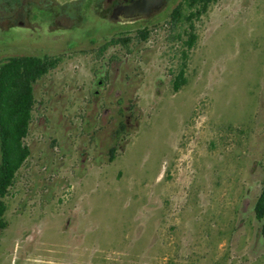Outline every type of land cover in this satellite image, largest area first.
Returning <instances> with one entry per match:
<instances>
[{
  "label": "rangeland",
  "instance_id": "1",
  "mask_svg": "<svg viewBox=\"0 0 264 264\" xmlns=\"http://www.w3.org/2000/svg\"><path fill=\"white\" fill-rule=\"evenodd\" d=\"M179 1L134 20L93 15L71 48L43 44L61 61L34 84L0 264H264L253 212L264 180V0L210 5L174 91L186 49L171 39L186 27L170 28ZM117 37L130 41L99 53Z\"/></svg>",
  "mask_w": 264,
  "mask_h": 264
},
{
  "label": "trees",
  "instance_id": "2",
  "mask_svg": "<svg viewBox=\"0 0 264 264\" xmlns=\"http://www.w3.org/2000/svg\"><path fill=\"white\" fill-rule=\"evenodd\" d=\"M218 0H180L170 13V28L175 30L179 25L186 24L182 32L171 35L173 40H182L186 49L182 51V62L173 79V89L177 91L186 79L185 60L187 50L196 42L194 23L205 14L213 3ZM141 39H146L149 30H138ZM185 36V38H183ZM129 37L111 38L99 50L103 52L111 45L122 43L127 46ZM57 57H37L32 55L18 56L8 59L0 65V226L3 227V215L6 210L5 196L13 185L15 175L30 155L24 139L28 135L35 104L34 84L47 74L59 62ZM124 128L120 122L116 134ZM115 147L110 148L112 152ZM264 166V165H263ZM253 212L260 223V234L264 240V180L257 196Z\"/></svg>",
  "mask_w": 264,
  "mask_h": 264
},
{
  "label": "flooded vegetation",
  "instance_id": "3",
  "mask_svg": "<svg viewBox=\"0 0 264 264\" xmlns=\"http://www.w3.org/2000/svg\"><path fill=\"white\" fill-rule=\"evenodd\" d=\"M137 0H0V65L13 57L32 55L57 57L45 43L76 44L77 37L91 33L92 16L116 21L134 20L127 7ZM167 0H165L164 4ZM77 30L81 33H77ZM50 69V70H52Z\"/></svg>",
  "mask_w": 264,
  "mask_h": 264
},
{
  "label": "water",
  "instance_id": "4",
  "mask_svg": "<svg viewBox=\"0 0 264 264\" xmlns=\"http://www.w3.org/2000/svg\"><path fill=\"white\" fill-rule=\"evenodd\" d=\"M165 0H137L134 4L127 7L128 17L147 16L161 8Z\"/></svg>",
  "mask_w": 264,
  "mask_h": 264
}]
</instances>
